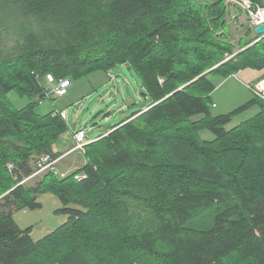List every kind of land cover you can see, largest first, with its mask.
I'll return each mask as SVG.
<instances>
[{
    "label": "trees",
    "instance_id": "1",
    "mask_svg": "<svg viewBox=\"0 0 264 264\" xmlns=\"http://www.w3.org/2000/svg\"><path fill=\"white\" fill-rule=\"evenodd\" d=\"M227 16V0H0V264H264V102L211 111L214 77L264 70V36L225 62ZM123 65L148 105L87 145L80 170L22 183L71 130L36 112L44 79ZM11 92L34 100L17 109ZM39 194L58 197L67 221L34 241L14 215L40 209Z\"/></svg>",
    "mask_w": 264,
    "mask_h": 264
},
{
    "label": "rangeland",
    "instance_id": "2",
    "mask_svg": "<svg viewBox=\"0 0 264 264\" xmlns=\"http://www.w3.org/2000/svg\"><path fill=\"white\" fill-rule=\"evenodd\" d=\"M227 6L228 16L226 21L229 26V36L231 42L236 46V50L234 54H227L225 62L230 61L242 51L240 41L250 42L256 36H260L256 34L248 14L244 12V8L239 3L227 0ZM248 31H250V34H247ZM258 41L256 40L254 43ZM14 44V37L11 35L5 36L3 43L4 52H9ZM262 72V77L256 83L264 80V70ZM49 76L52 77L51 75ZM49 76L43 81V85L49 90V95H46L47 99L44 102L37 105L36 112L43 115L55 110L64 114V118L73 132L70 134L68 130L59 138L57 143L60 152L69 150L68 152L61 154L54 151V153L59 154V158H52L54 165L43 172H39L42 168L37 162V168L34 173L22 181V183L25 182L26 185L32 187L42 181L48 173L54 172L56 174L57 172L58 174L56 175L58 177L64 178L80 170L87 163L85 156V147L87 145L99 140L100 136L108 135L105 132L112 126L117 125L124 118L132 116L148 105V102L142 98L144 91L141 88L139 79L126 65L118 66L109 72L98 71L80 80L68 79L70 86L67 88V94L62 97L51 98V91L56 87V83L50 81ZM243 81L235 76L230 78L214 77L216 88L212 93L211 99V102L215 104V106L211 107L213 116L229 114L236 110L237 107L239 108V106H243L253 100L254 94L250 89L251 85L247 87V83L245 84ZM8 98L17 109L24 108L34 100L28 97H21L15 92H11ZM254 113L253 110H250L235 116L231 124L227 126V129L238 126L253 117ZM80 129L85 131L88 138H85L84 143L86 146L83 149H76L75 133ZM201 137L207 141L215 138L213 133L208 130L203 131ZM38 161L42 163L41 158ZM53 168L54 170H52ZM36 172H39L38 175L32 177ZM31 212H33L31 214L32 221L38 222L34 225L35 241L43 238L45 234L51 231L53 226L55 229L60 224L58 216L56 217L52 214L47 203L43 210L37 209L31 210ZM43 228L45 229L44 231Z\"/></svg>",
    "mask_w": 264,
    "mask_h": 264
},
{
    "label": "built area",
    "instance_id": "3",
    "mask_svg": "<svg viewBox=\"0 0 264 264\" xmlns=\"http://www.w3.org/2000/svg\"><path fill=\"white\" fill-rule=\"evenodd\" d=\"M231 2H236L239 3L243 8L244 12L248 14V17L251 21V24L254 28V30L264 24V7L260 5H256L252 2V0H231ZM242 8V9H243ZM50 81H54L52 77L49 76ZM70 86V81L69 80H60L54 89H52L51 93L56 96V97H62L67 94V88ZM250 89L253 91V94L262 99L264 101V80L259 81L258 83H255L254 85L250 86ZM215 106V105H214ZM64 117V114H62ZM88 135L85 133L83 129L77 130L75 133V139L77 142V148L76 149H83L86 144L84 143L85 138ZM42 163L39 162V165H41L42 170L39 172H43L44 170L50 168L52 165H54V161L51 156H45L41 158ZM38 165V166H39ZM10 168H12V165H9ZM54 170V168L52 169ZM38 172V173H39ZM36 172L32 177L38 175ZM56 174H58L56 172ZM77 181H82L86 179L85 173H82L76 177Z\"/></svg>",
    "mask_w": 264,
    "mask_h": 264
},
{
    "label": "crops",
    "instance_id": "4",
    "mask_svg": "<svg viewBox=\"0 0 264 264\" xmlns=\"http://www.w3.org/2000/svg\"><path fill=\"white\" fill-rule=\"evenodd\" d=\"M262 75H263L262 71L246 69V70L239 72L238 74H236L234 76L244 80L243 82L245 84L247 83V87H249L250 85L255 84L259 80V78L262 77ZM257 111H258V108H255V110H253V112H257ZM72 132L73 131L71 129L69 131V133L72 134ZM54 151L61 153V154H64V153L68 152L69 150H67L65 152H60L59 147L56 144L54 146ZM37 201H38V203L41 204V209H39V210H43L45 208V204L47 203V206L51 210L52 214H54L56 217L58 216L57 218L59 219V223H60L59 226L66 223L67 216L56 214V211L60 210L63 207V204L58 197H56L52 194H39V195H37ZM32 213L33 212H31V210L26 209V210H23L20 212H16L14 215V218H15V221L17 222L18 226L21 229H23V230L29 229V228L32 229L31 236L34 240V233H35V226L34 225H36L38 222H36V221L33 222L34 220L32 221V218H31ZM59 226H57V227H59ZM53 229H54V226L51 228V231H49L47 234H45V236L50 234L51 232H53L56 228L54 230ZM44 230L45 229L43 228V231Z\"/></svg>",
    "mask_w": 264,
    "mask_h": 264
},
{
    "label": "water",
    "instance_id": "5",
    "mask_svg": "<svg viewBox=\"0 0 264 264\" xmlns=\"http://www.w3.org/2000/svg\"><path fill=\"white\" fill-rule=\"evenodd\" d=\"M255 32H256V34H259V35H263V36H264V24L258 26V27L255 29ZM142 96H143L144 98H146L147 95H146L145 93H142Z\"/></svg>",
    "mask_w": 264,
    "mask_h": 264
},
{
    "label": "bare ground",
    "instance_id": "6",
    "mask_svg": "<svg viewBox=\"0 0 264 264\" xmlns=\"http://www.w3.org/2000/svg\"><path fill=\"white\" fill-rule=\"evenodd\" d=\"M253 92V91H252ZM25 183V182H24Z\"/></svg>",
    "mask_w": 264,
    "mask_h": 264
}]
</instances>
